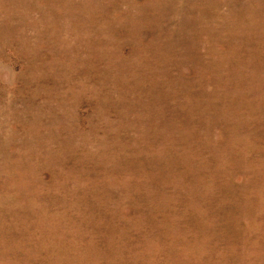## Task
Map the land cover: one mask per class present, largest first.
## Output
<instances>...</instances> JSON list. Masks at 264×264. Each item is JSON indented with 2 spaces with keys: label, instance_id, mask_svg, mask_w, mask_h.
Returning <instances> with one entry per match:
<instances>
[{
  "label": "rangeland",
  "instance_id": "obj_1",
  "mask_svg": "<svg viewBox=\"0 0 264 264\" xmlns=\"http://www.w3.org/2000/svg\"><path fill=\"white\" fill-rule=\"evenodd\" d=\"M0 264H264V0H0Z\"/></svg>",
  "mask_w": 264,
  "mask_h": 264
}]
</instances>
